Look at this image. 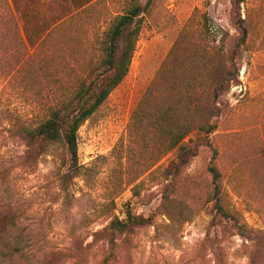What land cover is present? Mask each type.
I'll use <instances>...</instances> for the list:
<instances>
[{"label": "rangeland", "instance_id": "obj_1", "mask_svg": "<svg viewBox=\"0 0 264 264\" xmlns=\"http://www.w3.org/2000/svg\"><path fill=\"white\" fill-rule=\"evenodd\" d=\"M139 1L149 5L129 70L80 126V172L62 185L59 175L68 164L62 144L51 143L35 163L25 162L26 143L14 130L38 122L51 102L40 71L48 54L23 49L32 52L48 28L89 5L68 32L75 54H60L68 70L80 73L82 61L98 57L102 31L130 0H0V29L15 48L3 54L0 46V264H264V248L259 253L207 201L209 147H199L177 172L170 152L140 175L149 152L125 149L130 115L161 63L182 87L191 54L223 60L232 54L239 36L230 20L232 0ZM241 11L248 37L237 76L217 98L211 138L226 199L248 226L264 233V0H245ZM127 212L148 221L119 236L109 254L102 229Z\"/></svg>", "mask_w": 264, "mask_h": 264}, {"label": "trees", "instance_id": "obj_2", "mask_svg": "<svg viewBox=\"0 0 264 264\" xmlns=\"http://www.w3.org/2000/svg\"><path fill=\"white\" fill-rule=\"evenodd\" d=\"M244 1L231 2L230 20L239 36L232 54H227L224 60L219 57L220 54H191L190 74L182 87L174 72L165 66V61L161 63L130 115L125 132V149L128 152L135 148L149 152L144 158L145 165L142 166L140 175L170 152L175 157L172 173L177 172L197 155L199 147H209L212 156L206 167L210 177L207 201H213L217 213L233 223L241 238L254 241L260 253V249L264 248V233L248 226L243 216L226 199L222 184L224 176L215 160L218 150L213 147L211 138L217 128L213 118L220 112L216 105L217 98L237 76V60L241 56L239 52L245 47L248 37V20L242 16L241 11ZM148 5L149 2L141 5L139 0H130L121 13L114 15L98 40V57L93 61H82L80 73L68 70L63 65V56L60 54H75L72 44L74 35L68 32L71 23L84 14L89 5L48 28L32 52L27 48L23 49L22 54H48L43 57L40 71L43 80L49 83L46 91L51 102L45 105L44 116L38 122L34 125H18L14 130L26 143L27 149L23 156L25 162L35 163L38 155L51 143L59 141L62 144L68 158L67 167L59 175L62 185L70 183L80 172L77 155V132L80 126L129 70L142 27V14ZM205 17L204 27L207 29L205 22L208 18ZM6 36L0 29L3 54H15L12 41H8ZM181 36L182 33L179 38ZM3 39H6V44ZM67 39H71L68 42L70 45L65 44ZM25 61L28 64L27 58ZM20 63L24 61L21 60ZM20 68V65L17 66L18 72ZM30 78L36 79L35 74L31 73ZM160 79H164V83ZM60 82L68 84L62 89L58 87ZM260 156L264 157V149ZM240 165V162L235 164V168ZM260 189L264 194V185ZM255 209L260 213V208ZM147 221V218L130 212L123 219L116 216L111 218L102 229L109 254L119 236L132 232L135 227ZM255 255L262 257L258 253Z\"/></svg>", "mask_w": 264, "mask_h": 264}]
</instances>
